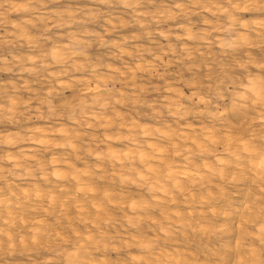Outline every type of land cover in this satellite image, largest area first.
<instances>
[{"label": "clouds", "instance_id": "9594fccd", "mask_svg": "<svg viewBox=\"0 0 264 264\" xmlns=\"http://www.w3.org/2000/svg\"><path fill=\"white\" fill-rule=\"evenodd\" d=\"M0 264H264V0H0Z\"/></svg>", "mask_w": 264, "mask_h": 264}]
</instances>
